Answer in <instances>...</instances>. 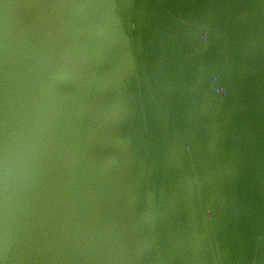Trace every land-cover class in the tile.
<instances>
[{"label": "water", "instance_id": "95a60500", "mask_svg": "<svg viewBox=\"0 0 264 264\" xmlns=\"http://www.w3.org/2000/svg\"><path fill=\"white\" fill-rule=\"evenodd\" d=\"M64 1L0 0V260L264 264V0Z\"/></svg>", "mask_w": 264, "mask_h": 264}, {"label": "rangeland", "instance_id": "374dc122", "mask_svg": "<svg viewBox=\"0 0 264 264\" xmlns=\"http://www.w3.org/2000/svg\"><path fill=\"white\" fill-rule=\"evenodd\" d=\"M56 3L60 10L62 11L65 18L68 22L73 26L75 31L83 38V40L89 45L92 49L95 50L94 43L92 39L89 37L88 33L85 31V27L80 17L76 13H73V9L71 8L69 3H65L64 0H56Z\"/></svg>", "mask_w": 264, "mask_h": 264}, {"label": "clouds", "instance_id": "9594fccd", "mask_svg": "<svg viewBox=\"0 0 264 264\" xmlns=\"http://www.w3.org/2000/svg\"><path fill=\"white\" fill-rule=\"evenodd\" d=\"M207 38V31L204 33ZM223 91V89H221ZM4 188H5V205H4V221H3V246L6 249L9 238V218H8V152H7V140L5 142V160H4ZM0 264H5L3 260H0Z\"/></svg>", "mask_w": 264, "mask_h": 264}]
</instances>
